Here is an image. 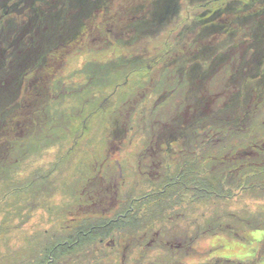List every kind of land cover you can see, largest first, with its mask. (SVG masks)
I'll return each mask as SVG.
<instances>
[{"label": "rangeland", "instance_id": "1", "mask_svg": "<svg viewBox=\"0 0 264 264\" xmlns=\"http://www.w3.org/2000/svg\"><path fill=\"white\" fill-rule=\"evenodd\" d=\"M144 2L111 0L110 8L116 14ZM196 2L180 3L177 29L171 28L172 23L165 28L157 24L139 46L130 42L120 49L108 34L97 40L98 32L90 28L88 36H80L73 46L57 48L62 56L50 64L52 76L47 72L38 78L51 88L46 106L37 111L26 107L23 112L32 111L29 116L28 111L22 114V118L28 116L27 121L9 123L12 130L1 133L0 174L4 172L5 181L0 182V264H41L54 247L55 264H98L99 260L101 264L116 252L113 264H130L140 256L142 264H243L245 260L251 264L254 258L258 263L264 257L262 123L253 134L244 126V134L230 131L243 124L253 107L257 121L264 122V58L257 55L258 36L249 31L259 18L252 16L240 32L214 33L211 27L187 35L201 28L194 19L201 10ZM261 8L259 4L253 10ZM223 19L232 23L233 18L224 15L219 22ZM94 42L99 44L97 50ZM14 53L12 49L7 62ZM172 58L179 61L177 66ZM199 58L208 82L189 71ZM7 62L0 71L2 81L10 80L13 72ZM125 68H132L131 73L124 72ZM216 68L218 72L211 75ZM142 69L149 74L144 75ZM238 70L237 77L228 78ZM33 75L29 72L23 78L30 83ZM218 109L234 112L236 118L224 122L226 116L214 112ZM71 118L79 120L72 123ZM234 143L242 145L234 148ZM200 147L205 149L201 155H210V160L227 159L226 164L213 159L210 168L200 161L199 175L206 176L209 170L211 175L204 180L205 188L201 187L210 192L209 184L222 186L228 201H211L205 214L198 207L209 198L192 188L199 163L190 155ZM241 152L250 153L245 157L256 165L230 174L229 165L240 159ZM183 162L189 164L193 182L189 178L187 184L165 190L172 171ZM234 193L239 194L233 197ZM243 197L245 207L241 204L240 209ZM191 198L197 200L193 205ZM178 200H186L180 202L182 208ZM94 203L103 207L97 211L100 214L95 213ZM249 207L256 214H248ZM239 209V218L230 215ZM261 219V225H256ZM90 225L95 231L86 237ZM228 226L235 229L234 234L225 229ZM100 230L105 233L98 234ZM100 236L106 237L103 244ZM186 237H193L191 248L179 249L181 244L189 246L182 243ZM20 244L24 247L13 252L11 247ZM258 264H264V259Z\"/></svg>", "mask_w": 264, "mask_h": 264}, {"label": "trees", "instance_id": "2", "mask_svg": "<svg viewBox=\"0 0 264 264\" xmlns=\"http://www.w3.org/2000/svg\"><path fill=\"white\" fill-rule=\"evenodd\" d=\"M145 1L146 2H144L143 4L139 3L132 5V7L128 8L127 10L121 8V10H119L118 13L113 14L112 9L110 8L111 0H1L0 58H2L3 61H2V65H0V71L2 70V67L4 66L5 62H7L6 60V58H8L7 55L12 52V49L15 52L12 56H10L7 62L8 67L13 70L11 76H9L10 80L5 79L2 81L0 79V120L2 124L8 123L7 125L8 127L11 120L16 121L17 118V122L23 125L27 121L29 113L32 112L26 110L28 111L26 114L28 116L26 118H22V114L26 112V111L23 112V110H25L26 107L30 105H31L30 108L35 109V111H37L39 107L44 109V107L46 106L44 104V101L48 100L51 88H49L48 85L47 86L43 85L41 82L43 81V79L42 78L38 79V78L43 77L44 75L47 76V72L48 75L52 76L53 68L50 66V64L52 63L53 60H54L53 64H55V61L58 60V57L60 58L62 56L57 51L58 47L61 46V48L68 49L69 47L76 44L75 42L79 39L80 36L87 37L88 36L87 34H89L90 32L89 31L90 28H95L92 31L98 32L95 33L97 35L96 37L97 40H100L103 37L105 38L106 35L108 34L112 37L113 41H115L116 45H118L120 49L123 48V45H126L127 43L131 44L133 42H135L136 45L139 46L140 43L144 40V38L146 36H149V33H151L152 31L151 28L155 27L157 24L163 25L165 28L168 24L171 25L172 23L171 28L174 30L177 29L176 28L177 20L179 19V16L183 9L180 6V3L183 2L189 3V0H145ZM262 3L264 4V0H197L195 5L198 4L201 10L198 12V14H196V16H198L199 18H196L194 16V19H196V23H197L196 27L200 26L202 29L201 28L191 29V31H189L187 35L201 34L203 30L207 32L211 27L215 28L213 31L214 33L217 30H220V32L224 31L226 33H229L231 32L232 29L233 30L236 29L240 32L241 30H244L245 28L244 24L248 23L249 19L252 16L258 15V12L252 13V11L257 5ZM146 7L147 9H150V12L145 13L144 9ZM244 12L247 13L245 14ZM224 15L226 16L229 15L230 18L232 17L233 18L231 20L232 23H228L227 21H225V19L219 22L220 18ZM255 24L256 27L250 28L249 31L251 32V35H257L260 40L258 42V45L260 46L258 48H260V50L258 51L257 55L259 54L260 59H262L264 58V54L262 53L261 50L264 48L263 46L264 40L262 39V37L264 36V23L261 21ZM8 25L10 28H8V32H6V26ZM199 40H194V41H199ZM100 44L102 45V42H100ZM102 46L103 48H105L104 45ZM95 47L97 50L99 48V44L97 43L96 46H94V48ZM181 53H183V51H181ZM193 53L197 55L196 52ZM214 56L215 55H212V57ZM177 57L178 54L175 56V58L177 59ZM200 58L197 59L199 64H194L193 66H191L189 71H191L196 78L200 80L201 79L204 80L205 76L203 75L202 71H200L202 64ZM225 59L227 60V57ZM172 61L174 66L178 65L179 61L175 60L174 58H172ZM126 62L129 61L126 60ZM189 63L192 62L189 61L188 64ZM35 66L39 67V69H36L37 67ZM116 70L119 71L120 69L117 68ZM131 70L132 68L130 69L125 68L124 72L131 73ZM239 70L236 74L235 73L230 74L228 78L232 79L233 76L234 78L237 77L238 74L240 73ZM29 72L34 73L32 77L33 81L39 82V84H37V86L34 87L33 90H31L32 85L30 84L33 81L29 83L23 78L26 77V75ZM216 72H218L217 68L214 69V72L213 70L211 71V75L212 74L215 75ZM142 73H144V75L149 74L148 71H144L143 69H142ZM150 73L153 75L152 71H150ZM126 77L127 76H125V78ZM204 81L208 82L206 80ZM21 87L23 89L21 96L22 95L23 96L19 97V94L22 90ZM88 93L89 92L86 91L85 95H88ZM30 97H33V99L34 98L35 99L31 100ZM246 98H249V96H246ZM55 99L57 104L58 103L57 97H55ZM198 102L199 104H202L203 100H199ZM205 107L206 105L204 106V108ZM159 108L161 109L162 106ZM17 112L19 115H17ZM214 112L219 116H226L225 121L227 123H229V120H232L234 117H236V114L231 111L220 112L218 109L215 110ZM15 115H17V117ZM34 115L35 113H33L32 116L34 117ZM246 116L247 114L245 115L243 123L246 120ZM78 120L76 118H71L72 123H76ZM260 121H259L260 124L262 123L260 130L262 131V134H264V122L262 120ZM261 137H263V135ZM176 142L180 143L178 146L181 145L180 139H178ZM263 146H264V142H262L261 147ZM173 147H176V145H174ZM190 156L193 157V153ZM245 156H247V154H245ZM212 158L213 159L217 158L219 161L223 162V158L219 156ZM213 159L212 161L208 162L205 155H202V160L204 162L203 164L207 163V166L208 164L210 166L211 164H213ZM200 161L201 160L198 161L199 165L197 167V170L199 171L201 169ZM262 166H264V162H262ZM192 174L193 172L190 169L189 164L183 162L177 167L176 170L172 171V175H170V177L167 180L165 190L169 189V191H172L174 188H176L179 185L187 184L188 183L187 180L189 178H190L189 180L192 181V177H193ZM214 180L220 181L221 179L217 178ZM200 184L206 186L207 182H201ZM222 185L223 188H225L224 183H222ZM261 186H259L258 188L260 189ZM193 189L196 191V188ZM206 189L218 192L220 195H217L216 197L207 196V198H209L208 202L198 207L199 210L204 214L206 213L207 208H209L211 201L214 203L221 200L228 202L224 199L226 196L222 195V191H221L222 186L220 185L213 186L212 184H209L208 187H206ZM237 194L239 193H234L232 196L236 197L238 196ZM244 199L245 197L241 198L240 200L241 201L239 205L240 209L242 207L241 204H243V206L245 207ZM185 201L178 200L176 204L180 205V208H182L183 205L180 202H183L184 204ZM189 201L190 204L193 205L192 202H196L197 200L194 201L191 198ZM101 208L103 207L98 206L96 208L97 210L95 213L100 214V212L97 211H100ZM240 209L236 210V212L234 213L232 211L231 212L232 214L230 213V215H233L232 217L239 218L237 212L240 211ZM114 210L115 209H112L110 212ZM104 211H106L105 208ZM126 212L128 211L126 210ZM247 212L248 214L250 213V215L256 214V212L250 207L248 208ZM262 212L264 213V210H262ZM216 216L218 218V214ZM262 220L263 219L257 220L256 223L259 224L256 225L260 226ZM247 221L249 223V221H252V218ZM137 226L136 228L138 229ZM252 226H253V222L251 228ZM225 229H227V231L231 234L235 233V229L231 226L225 227ZM123 230L124 229L121 228V234ZM126 231L131 232L132 230L126 229ZM105 238H101V240ZM135 239H136L135 236L131 235L130 240L134 241ZM192 239L193 237H186L185 240L182 241V243L183 242L185 243L186 241V245L189 244V246H184L183 244H181V246L178 248L179 249H182L183 247L191 248ZM101 243L103 244L104 241H101ZM120 245H122V243H120ZM91 247H93L92 249L97 248L96 245H91ZM124 247H126V244L124 245ZM53 250L55 253L56 248L54 247ZM54 253L51 252L50 253L51 256L48 255L47 260L44 263L42 261L41 264H55L54 258L56 257ZM117 255H119L118 252H116L114 256L110 257L106 261L101 260V264H103V262H107L108 264H113L112 262L114 261V259H116ZM142 258H143L142 256L136 257V259L134 260L135 262L132 261L130 264H142L143 263ZM262 259H264L263 256ZM99 261L98 264H100ZM233 263L237 264L234 261ZM146 264H170V262L163 263L156 261ZM243 264H250V262L246 261ZM251 264H257V262L256 263L252 262Z\"/></svg>", "mask_w": 264, "mask_h": 264}, {"label": "flooded vegetation", "instance_id": "3", "mask_svg": "<svg viewBox=\"0 0 264 264\" xmlns=\"http://www.w3.org/2000/svg\"><path fill=\"white\" fill-rule=\"evenodd\" d=\"M261 6H263V8H261L260 10H259V12H258V15L256 16V17H258L259 18V21L258 22H256V23H259V22H263L264 23V4L262 3V4H260ZM254 12V10L252 11V13ZM54 61V60H53ZM53 61H52V64H53ZM31 85H32V87H31V90H33V88L34 87H36L37 86V84H39V82L38 81H33L32 83H30ZM212 114V113H211ZM214 116H215V114H213ZM248 116H249V119H248ZM216 117V116H215ZM236 117H234L233 119H235ZM257 119H258V112H257V108L256 107H253V108H250L249 109V111L247 112V116H246V120H245V122L242 124V122H240V123H238L237 124V126H236V128H234V129H231L230 131H232V132H235V133H237V134H244L245 133V130L247 131V132H250L251 134H253L254 133V131H253V129L255 128V126H258L259 124H260V122L259 121H257ZM16 121H17V118H16ZM225 121V120H224ZM10 123H12V124H15V120H11V122ZM7 125H8V123H5V124H2V122H1V120H0V128H2L3 130L2 131H0V140L2 141V132H5V131H11L12 130V126H8L7 127ZM243 126L245 127V130L243 129ZM236 134V135H237ZM195 137H197V135H196V133H195ZM258 139H260V137L258 136ZM177 141V140H176ZM242 144H240V143H237V144H233V147L234 148H237L238 146H241ZM205 149L203 148V147H200L199 149H197V150H195L194 152H193V158L195 157L196 159H197V162L199 161V160H202V155H201V152L202 151H204ZM250 154V153H249ZM249 154H247V156H249ZM239 156H240V159L239 160H236V161H233V162H231L232 164H234L235 163V166H233L232 168H231V163H230V165H229V169H230V174H234V175H236V174H239V172H243V171H245V170H247V168H249L252 164H254V165H256V163H254L253 161H251V158L250 157H245V153L244 152H241L240 154H239ZM205 157L209 160V161H212V159L210 160L209 159V157H210V155H206V153H205ZM199 158H201V159H199ZM226 160L227 159H225V158H223V162L222 163H224V164H226ZM0 161H2L1 160V157H0ZM211 166L213 167V165L211 164ZM2 168H4V167H2ZM210 168V167H209ZM246 173V172H245ZM1 176H0V182H4L5 181V178H4V172H2L1 174H0ZM197 176H198V180H197V182L195 183V185H193L192 186V188H196V191L197 192H199L200 191V194L202 195V196H208V197H210V196H213V197H216V194H214L213 192H208V191H205V186L204 185H201L200 183L201 182H205L204 180H206V179H209L210 178V170H209V173H208V175H206V176H200L199 175V170H198V172H197ZM213 176V175H212ZM201 186H203L204 188H202ZM93 187V186H92ZM203 189V190H202ZM97 192V191H96ZM96 192H95V194H96ZM105 200L106 199H103V200H99V202L101 203V204H103L104 202H105ZM136 200V199H135ZM94 206L97 208L98 206H101V205H99V203H94ZM130 208L129 209H131L132 208V206L130 205L129 206ZM130 212V211H129ZM136 219H138V218H136ZM135 219V220H136ZM92 228H94L95 229V226L94 225H90L89 226V228H88V232L86 233V237H87V234L89 233V232H91V231H95V230H91ZM98 228H99V226H98ZM102 227H100L99 229H101ZM103 233H105V232H103V231H101L100 230V232L98 233V234H103ZM24 236V235H23ZM101 238H103L102 236H100L99 238H98V241L99 240H101ZM21 246H22V244H21Z\"/></svg>", "mask_w": 264, "mask_h": 264}, {"label": "bare ground", "instance_id": "4", "mask_svg": "<svg viewBox=\"0 0 264 264\" xmlns=\"http://www.w3.org/2000/svg\"><path fill=\"white\" fill-rule=\"evenodd\" d=\"M24 230L26 231V229H24ZM23 247H24V246H21V244H20L19 246H16V247H15V246H12L11 248H12V251L15 252V251H17L18 248L21 249V248H23Z\"/></svg>", "mask_w": 264, "mask_h": 264}]
</instances>
